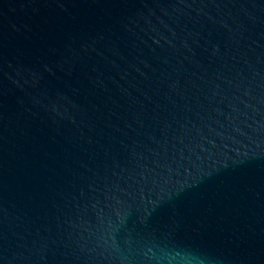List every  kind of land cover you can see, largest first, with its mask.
Here are the masks:
<instances>
[{"label":"water","instance_id":"water-1","mask_svg":"<svg viewBox=\"0 0 264 264\" xmlns=\"http://www.w3.org/2000/svg\"><path fill=\"white\" fill-rule=\"evenodd\" d=\"M0 264H264V0H0Z\"/></svg>","mask_w":264,"mask_h":264}]
</instances>
